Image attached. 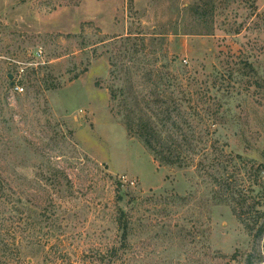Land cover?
Segmentation results:
<instances>
[{
  "label": "rangeland",
  "instance_id": "rangeland-1",
  "mask_svg": "<svg viewBox=\"0 0 264 264\" xmlns=\"http://www.w3.org/2000/svg\"><path fill=\"white\" fill-rule=\"evenodd\" d=\"M150 71L190 167L127 135ZM0 180V264H264V0H0Z\"/></svg>",
  "mask_w": 264,
  "mask_h": 264
},
{
  "label": "trees",
  "instance_id": "trees-1",
  "mask_svg": "<svg viewBox=\"0 0 264 264\" xmlns=\"http://www.w3.org/2000/svg\"><path fill=\"white\" fill-rule=\"evenodd\" d=\"M203 17L201 16V20L198 23L199 26L205 24L203 23L204 20H202ZM209 33L208 31L205 35ZM192 34L196 35L197 33ZM149 73L148 82L150 81L153 84L155 90L154 93L150 94L152 96L150 100L147 99L146 95H142L141 92L134 90L133 87H130L128 91L119 89L120 104L122 106L120 116L122 123L126 127L127 135L137 138L153 160L159 165L178 169L190 167L193 162L192 157L199 153L197 146L192 142L193 134L191 132L190 134L182 133L183 128L177 120L179 115H174L173 110L165 106L166 103L161 100L160 87L164 85L163 78L160 76L161 74L151 75V71ZM155 77L157 78L156 80H154ZM115 99H117V95L112 92L111 100ZM181 136L184 138V143L179 141V137ZM212 169H214V166H212ZM224 170L225 168L218 172V176L207 174L208 177L212 178L213 187H216L215 185L221 187L216 192L215 190L212 191V199L218 204H227L225 201L230 199L226 197V191H220L223 188L225 190L228 183L223 174ZM3 191V184L0 182V193ZM13 196L14 193H12V198L9 197L10 205L16 208L17 203H20V199H14ZM234 212L236 211L234 210ZM119 228L122 232H125L127 224L124 223ZM256 235L259 237L264 235L263 224L259 226Z\"/></svg>",
  "mask_w": 264,
  "mask_h": 264
},
{
  "label": "built area",
  "instance_id": "built-area-1",
  "mask_svg": "<svg viewBox=\"0 0 264 264\" xmlns=\"http://www.w3.org/2000/svg\"><path fill=\"white\" fill-rule=\"evenodd\" d=\"M41 57H42L41 51L36 52L34 54V56H33V58H35V59H40ZM23 72H24L23 70H20L19 73H22L23 74ZM21 75H19V78L21 77ZM12 89H13V92H16V93H19V92H22L23 91V87L20 84H18V83H15V85H14V87ZM131 184H133V183H131Z\"/></svg>",
  "mask_w": 264,
  "mask_h": 264
},
{
  "label": "water",
  "instance_id": "water-1",
  "mask_svg": "<svg viewBox=\"0 0 264 264\" xmlns=\"http://www.w3.org/2000/svg\"><path fill=\"white\" fill-rule=\"evenodd\" d=\"M8 79L10 80L11 82V87L14 85V82H13V76L12 75H8Z\"/></svg>",
  "mask_w": 264,
  "mask_h": 264
},
{
  "label": "crops",
  "instance_id": "crops-1",
  "mask_svg": "<svg viewBox=\"0 0 264 264\" xmlns=\"http://www.w3.org/2000/svg\"><path fill=\"white\" fill-rule=\"evenodd\" d=\"M99 3V2H98Z\"/></svg>",
  "mask_w": 264,
  "mask_h": 264
}]
</instances>
